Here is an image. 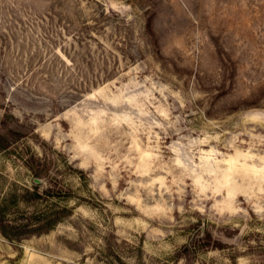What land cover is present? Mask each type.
Returning <instances> with one entry per match:
<instances>
[{
  "label": "rangeland",
  "instance_id": "374dc122",
  "mask_svg": "<svg viewBox=\"0 0 264 264\" xmlns=\"http://www.w3.org/2000/svg\"><path fill=\"white\" fill-rule=\"evenodd\" d=\"M0 264H264V0H0Z\"/></svg>",
  "mask_w": 264,
  "mask_h": 264
}]
</instances>
